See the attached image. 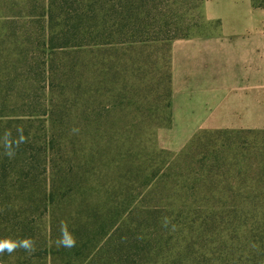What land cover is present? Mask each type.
Returning <instances> with one entry per match:
<instances>
[{"label":"trees","instance_id":"trees-1","mask_svg":"<svg viewBox=\"0 0 264 264\" xmlns=\"http://www.w3.org/2000/svg\"><path fill=\"white\" fill-rule=\"evenodd\" d=\"M172 1L0 0V239L36 241L0 264H264V167L157 162L168 61L153 88L144 50L187 35L161 21Z\"/></svg>","mask_w":264,"mask_h":264},{"label":"crops","instance_id":"crops-1","mask_svg":"<svg viewBox=\"0 0 264 264\" xmlns=\"http://www.w3.org/2000/svg\"><path fill=\"white\" fill-rule=\"evenodd\" d=\"M199 32L168 44L169 123L156 146L179 154L202 133L264 134V8L207 0Z\"/></svg>","mask_w":264,"mask_h":264},{"label":"rangeland","instance_id":"rangeland-1","mask_svg":"<svg viewBox=\"0 0 264 264\" xmlns=\"http://www.w3.org/2000/svg\"><path fill=\"white\" fill-rule=\"evenodd\" d=\"M206 3L207 0H173L168 3L164 9V15L162 16L161 21L162 23L167 22L169 25L173 23L176 24L174 28L169 26L171 31H173L170 36L199 32L198 29L211 26V24L206 22ZM167 45L168 44L153 42L150 43L149 47L144 50L145 53L147 52L151 55L150 61L154 64L152 68L154 80L153 83H150L153 88H155L154 84L158 75L163 77H165V74L167 75ZM163 81L165 82L164 79ZM140 89L143 90V93L139 96V107H141V110L144 111L151 100V96L146 94L147 90L144 85H140ZM148 98L149 102L146 104V100ZM139 116L140 114H137L138 118ZM164 124V122L161 123V125ZM189 149L191 150L188 151ZM189 149L186 154L184 153V156L186 157L180 156L176 159V156L173 155H169L167 157L160 155V157L156 158L157 162L162 159L163 161L174 163L172 166H175V162H177L176 169H193L199 166L198 162L203 161V163H209V160L206 157L210 156L211 152H224L225 154L234 152L239 156L251 158L249 164L253 163V174H257L264 167V163H261V160L264 159V134L262 133H232L221 135L203 134L197 137V140L193 143L192 148ZM259 193L260 191H253V196L258 195ZM254 203H256V206L260 205L257 201Z\"/></svg>","mask_w":264,"mask_h":264},{"label":"clouds","instance_id":"clouds-1","mask_svg":"<svg viewBox=\"0 0 264 264\" xmlns=\"http://www.w3.org/2000/svg\"><path fill=\"white\" fill-rule=\"evenodd\" d=\"M12 155L13 153H8ZM77 239L69 226L65 222H61L60 225V237L56 241L57 246H63L65 248H73L76 246ZM24 250L29 254L36 251V241L31 238L22 240L13 239H0V255L5 253L12 254L16 251Z\"/></svg>","mask_w":264,"mask_h":264},{"label":"water","instance_id":"water-1","mask_svg":"<svg viewBox=\"0 0 264 264\" xmlns=\"http://www.w3.org/2000/svg\"><path fill=\"white\" fill-rule=\"evenodd\" d=\"M218 1H220V2L222 1L223 2V1H230V0H218Z\"/></svg>","mask_w":264,"mask_h":264}]
</instances>
